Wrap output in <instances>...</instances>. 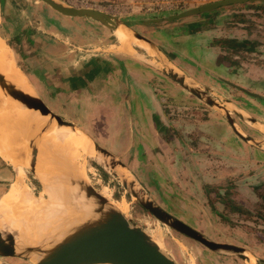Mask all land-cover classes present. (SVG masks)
Here are the masks:
<instances>
[{
  "label": "rangeland",
  "instance_id": "1",
  "mask_svg": "<svg viewBox=\"0 0 264 264\" xmlns=\"http://www.w3.org/2000/svg\"><path fill=\"white\" fill-rule=\"evenodd\" d=\"M32 1H37V4L43 5L38 2L39 0ZM124 1L107 0L102 3L103 8L101 11L123 20L127 24L138 22V24H134V26H137V28L135 27L137 32L141 36L150 38L163 56H166L167 51H174L175 49L178 52L184 51V54H187L186 50H188L194 56L192 58L194 61H190L195 65L200 64L203 70V74L198 72V74L193 73V76L190 75L194 84L189 81L188 83H191V88L196 90L198 94L209 97L218 105H223L227 109L226 113L229 115V119L226 118V113L223 110L197 99L188 91H181L178 86L177 90L173 89V86H170L171 88L166 87V91L161 94L166 116H174L177 121L183 122L180 125L181 127H184L185 117H188L197 127L203 124V127L208 129L207 148L204 147L203 150L199 145L200 140L196 134L182 137L181 140L182 148H185L187 144L192 151H196L193 155L199 160V163L202 157L203 160L206 158V164H204L205 162L200 163L203 164V169L198 167L199 163L197 161L188 162L189 159L183 155L186 175L181 179L183 183L177 184L172 181L173 177L169 168L160 166L162 162H159L156 157L159 155L158 151H153L151 158H147L145 153H141L144 159L148 161H142L144 166L132 168L128 171L123 165V170H120L118 166L112 169L110 161L114 159L113 156H111V159L108 158L107 163H104L100 156L92 155L87 148H80L79 150H84L91 156V158L88 156L89 158L85 159V178L98 192H101L102 187L108 188L110 200L113 203L124 199L128 205L126 216L147 234L159 233L162 252L176 264H253L254 262L263 264L261 261H264V208L256 194L257 192L253 191V189L248 192L245 187L246 183H252V186L264 183V134L258 130L264 125V117H262L264 115V103L245 97L242 93L233 90L232 87L225 86L221 80L230 83L239 82L246 88V91L264 96V90L251 86V79H238L237 77V72L248 74L247 71L250 69L257 72L261 71V74H263L264 60H260L253 55H243L236 59L233 55L234 48L242 50L244 44H246L247 49L249 48L251 44L245 43L246 40L248 42H258L257 49L259 50L262 47L260 51H264V2L232 5L201 16L190 17L172 23L162 22L155 25L145 21L157 17L163 19L169 15H176L188 9L222 0L179 1L176 4V9H171L161 14H145L136 10L127 13L128 10L126 8L118 9L117 14L112 11L111 7L105 6L115 7L114 5L116 4H124L126 2ZM15 2L17 3L15 4L16 9L14 12L17 15L24 13L23 15L30 18L32 12L35 14L38 11L37 6L31 5L32 2L25 0H16ZM23 15L20 16L22 17ZM23 17L25 18V16ZM201 19H204L205 23L202 25V29L195 31L202 32L203 36L199 34L198 36L194 35L192 39L176 40L184 30L182 23ZM29 20L32 21V19ZM209 37L210 39H208ZM0 38L14 53L16 52L15 47L13 48V45H11L12 38L10 39L6 21L0 24ZM214 41H219L221 44L213 43ZM220 46L225 49H220ZM206 48L210 49L211 55H214L212 59H205V55H202V52L207 53L205 51ZM216 49H220V52H216ZM236 61H240V64L244 66H239ZM15 62L21 68L19 64L22 62L20 57L15 55ZM217 62H219V65ZM260 62L263 66L260 65ZM160 66L162 71H165L168 63L166 62V65L162 64ZM207 73L214 74L217 78L213 79L207 76ZM161 74L160 79L168 81V76L164 75L163 72ZM259 79L260 76H258ZM181 95L188 96L187 100H184ZM225 99L237 100L240 104L231 101L230 104H223ZM0 100L3 99L0 98ZM241 100L244 101L241 102ZM169 105L172 106L171 110H175L174 113H169ZM202 109L205 112L201 111ZM242 109L246 112H242ZM233 111H240L242 117L235 115ZM188 114H191V116L189 117ZM204 114L208 115L207 123ZM250 119L258 120L262 126H259V128L257 126L256 128L250 123ZM9 122L11 123V120ZM231 122L234 123V128L242 135L243 140L236 137H234L235 142L227 140L226 131L232 133ZM2 131L7 134L10 132L8 130V120ZM166 134L168 135V133ZM60 138L70 146L77 145L74 140L69 143L62 136ZM223 138V143H225L224 154L216 151V141H221ZM73 148L78 149L76 147ZM114 161L120 163L119 160L114 159ZM138 164L142 165L140 162ZM172 167V170H175V165ZM205 169L207 173L204 175L206 177L204 175L202 177L201 172H204ZM114 173L118 174V176H114ZM125 175L131 176V178L129 176L126 177H129L128 180L134 181L137 189L141 190L145 197L157 204L166 213L181 220L192 229L202 228L203 230L201 231L194 230L207 240L243 249V255L249 260L245 262L243 258L230 252L211 251L198 242L159 223L138 205L131 197L129 191L124 189L121 179H126ZM217 177H219V182H216ZM7 178L8 173L0 167L1 195L10 185V181L8 182ZM196 181L203 184L199 183L198 188L195 186L192 189L191 184ZM23 182L32 195L38 198L41 187L26 170H24ZM184 184L188 186L187 189ZM13 185L14 183L10 185V190ZM260 192L264 193L263 189ZM22 240L24 241L25 239ZM3 262L6 264H26L18 260H5Z\"/></svg>",
  "mask_w": 264,
  "mask_h": 264
},
{
  "label": "crops",
  "instance_id": "2",
  "mask_svg": "<svg viewBox=\"0 0 264 264\" xmlns=\"http://www.w3.org/2000/svg\"><path fill=\"white\" fill-rule=\"evenodd\" d=\"M13 1L0 0V22L6 21L10 39L12 38L11 45L13 48L15 47L16 52L14 53L5 44L11 50L14 58L15 55L20 57L22 61L19 63L20 69L26 76L34 95L54 115L73 124L92 143L107 151L114 159L119 160L120 164L128 171L144 166L142 161H148L141 153H145L147 158H151V153L158 151L159 155L156 157L159 162H162L160 166L168 167L173 177L172 181L182 184L181 179L186 175V166L182 156L189 159L188 162L197 161L199 163V160L193 155L196 151H192L187 144L185 148L181 147L182 137L196 134L203 150L204 147L207 148L208 129L204 128L203 124L197 127L188 117H185L184 127L180 126L183 122L177 121L174 116L167 117L161 94L166 91V87L171 88L172 86L176 90L178 86L181 91H188L167 75L168 71H172L176 75L179 74L180 76H178L184 78L189 87L192 86V82L194 84L190 75L193 76V73L198 74V72L203 74L201 65L191 62L194 61L192 59L194 56L188 50H186L187 54H184V51L178 52L177 49L167 51L166 56H163L150 38L142 36L150 41L156 50L132 35V33L139 34L136 30L137 26H134L138 22L126 23L127 26L121 25L116 29H110L90 19L61 15L41 1L38 2L43 5L32 0L25 1L32 2L31 5L37 6L38 11L35 14L32 12L30 18L23 15L24 13L20 14L25 16L24 18L14 12L17 2L15 0L13 3ZM56 1L64 6L75 8L80 5V1L103 7L102 3L107 0ZM136 1L142 2V0ZM168 1L177 4V2L185 0ZM114 6L119 7L120 5ZM11 17L12 19H10ZM186 25L183 24L184 30L176 40L192 39L194 35L198 36L199 34L203 36L202 32H189L188 30L192 27ZM118 32L128 38L127 43L125 41L123 44L120 43ZM216 50V52H220V49ZM205 51L207 53L202 52L205 59H212L214 55H211L210 49L206 48ZM166 62L168 63L167 70L162 71L160 65H166ZM217 63L219 65V62ZM161 72L168 76V81L160 79ZM181 96L184 100L188 98L186 95ZM230 101L225 99L223 104H230ZM243 101L241 100V102ZM231 102L240 104L237 100ZM171 107L169 105V113H174L175 110H171ZM217 108L226 113L227 109L223 105H219ZM241 111L246 112L243 109ZM233 112L242 117L240 111ZM30 114L33 113L26 115ZM4 115L0 116V132H3L2 129L7 123V116ZM188 115L191 116V114ZM204 116L207 123L208 115L204 114ZM228 116L226 113L227 119H229ZM231 123L233 124V127L231 126L232 133L226 131L227 140L235 142L234 137L243 140L244 138H241L239 136L241 134L234 128V123ZM250 123L256 128L262 126L258 120L250 121ZM17 125L20 126L18 123ZM17 125L15 127L18 130L14 127L16 134L21 129L24 130L22 124L20 127ZM258 130L261 132L260 129ZM220 142L222 143L220 144ZM223 142L224 138L221 141H216V151L224 154L225 143ZM4 158L6 157L0 152V167L8 173L7 181H10L11 185L15 181L18 170L20 169L22 171L20 173L24 175V170L27 171V169L24 161L23 167L21 165L15 168L9 165ZM58 158L59 156L56 160ZM132 158L134 159L132 160ZM205 159L203 160L202 157L200 163L205 162L204 164H206ZM138 161L142 165H139ZM200 163L198 167L203 169V164ZM172 164L175 165V170H172ZM206 173V169L201 172L202 177ZM204 176L206 177V175ZM216 179L217 181L214 180L219 182V177ZM205 180L207 179L205 178ZM199 183L193 182L192 189L203 184ZM186 184L184 187L187 189ZM262 186L264 183L253 186L252 183H246L245 189L248 192L251 189L257 192L259 191L257 189ZM9 187L2 195L0 194V198L10 190ZM40 193H43L42 189ZM256 194L258 195V192ZM194 229L203 230L202 228ZM244 260L246 262L249 258Z\"/></svg>",
  "mask_w": 264,
  "mask_h": 264
},
{
  "label": "water",
  "instance_id": "3",
  "mask_svg": "<svg viewBox=\"0 0 264 264\" xmlns=\"http://www.w3.org/2000/svg\"><path fill=\"white\" fill-rule=\"evenodd\" d=\"M39 1L61 15L90 19L110 29H116L121 25L127 26L123 20L117 19L102 11L68 7L60 4L56 0ZM249 2L263 3L264 0H222L188 9L176 15H169L163 19L158 17L147 19L145 22L155 25L162 22L171 23L173 21L212 13L232 5H242ZM132 35L156 50L155 46L147 39L137 33H132ZM167 75L201 101H204L210 106L219 107V105L209 97H204L198 94L196 90L189 87L184 78L179 77L172 71H168ZM0 89L6 94L3 100H10L11 98L18 104H21L24 110L29 113L35 112L41 115L44 122L58 126L63 130H77L73 124L63 121L58 116L54 115L44 103L34 95L32 89L31 93L23 92L14 84L7 81L5 76L1 73ZM250 121L254 120L250 119ZM231 126L233 127L232 123ZM22 132V130L19 131L17 135L21 134L24 136ZM239 136L242 138V135ZM4 138L6 137H3V139ZM85 138L94 148L95 156H100L106 163L108 158L111 159V155L107 151L92 143L86 136ZM16 140L19 145V147L17 146L18 150L21 151L22 158L24 159L25 168L35 178L40 187H42L37 177L38 170L36 169L37 156L39 154L38 144H36L31 137H16ZM12 141H14V139ZM85 159H83L84 163ZM116 166H118L120 170L124 169L120 163L111 160L110 167L114 169ZM113 175L118 176L116 173ZM62 180L68 188L76 191L78 197H83L85 205H90V216L85 221L65 231L64 234L62 233L61 237L60 231H58L53 235V240L51 239L47 243H40L38 246H28L18 243L17 233L14 231H0V264H6L3 262L5 260H18L26 264H176L162 252L161 248L146 232L133 224L126 215L118 211L110 199L104 198L101 193L87 181L85 176L83 178H77L73 175L66 174L62 177ZM121 183L124 189L130 192L131 197L138 205L162 225L198 242L211 251H225L236 254L243 259L247 258L243 255V249L207 240L191 227H188L178 219L166 213L157 204L145 197L144 193L137 189L134 181H128L122 178ZM33 259L35 261H33ZM261 262L264 264V261ZM253 264L257 263L254 262Z\"/></svg>",
  "mask_w": 264,
  "mask_h": 264
},
{
  "label": "bare ground",
  "instance_id": "4",
  "mask_svg": "<svg viewBox=\"0 0 264 264\" xmlns=\"http://www.w3.org/2000/svg\"><path fill=\"white\" fill-rule=\"evenodd\" d=\"M118 35L121 44L124 41L127 43L128 38L123 37L121 32H118ZM0 73L18 89L25 93H31V86L26 76L16 64L11 50L1 38ZM4 95H6L5 92L0 89V98L3 99ZM2 113L7 116L6 120H8V130L10 132L8 134L0 132V152L7 158L4 159L9 165L15 168L21 165L23 167L24 160L21 151L16 150L19 147L16 137H31V139H34V142L38 144L39 153L36 165L37 177L41 182L43 193L35 198L24 185V175L20 173L22 171L19 169L13 188L0 200V231H14L17 233L18 243L38 246L40 243L53 240V235L58 231H60L61 237L62 233L64 234L65 231L85 221L90 216V205H85L83 197H78L75 190L68 188L62 177L70 174L77 178H83L85 176L83 159L88 156L91 158V156L84 150L79 149L87 148L92 155H95L94 148L80 131L63 130L58 126L48 124L43 121L41 115L35 112L26 115L29 112L11 98L10 100H0V116L3 115ZM9 120H11V123ZM17 123L20 126L22 124L24 127V130L20 128L24 136L15 133L14 127ZM15 128L18 130L17 127ZM260 131L264 134V126ZM60 136L69 143L74 140L77 145H71V147ZM2 137L6 138L3 139ZM13 139L14 141H12ZM57 156H59L58 160H56ZM129 177L131 178V176ZM128 178L126 177L127 180ZM100 193L104 198L110 199L108 188L102 187ZM113 204L118 211L126 215L128 205L124 199H120ZM148 235L160 247V234ZM22 239H25V242ZM33 261L35 260L33 259Z\"/></svg>",
  "mask_w": 264,
  "mask_h": 264
},
{
  "label": "flooded vegetation",
  "instance_id": "5",
  "mask_svg": "<svg viewBox=\"0 0 264 264\" xmlns=\"http://www.w3.org/2000/svg\"><path fill=\"white\" fill-rule=\"evenodd\" d=\"M174 22V21H173ZM192 21H190L191 23ZM196 22H199V24H195ZM167 23V22H166ZM172 23V22H171ZM189 21L187 22H184L182 24H187L186 26L188 27V24H190ZM194 24L191 25V29H189L188 31L193 33L195 30L197 29H200L202 27V25H204L205 23V20L204 19H201V20H197V21H193ZM190 26V25H189ZM186 27V29H187ZM156 29V28H155ZM187 33V32H186ZM193 35V34H192ZM213 43H216V44H221L219 41H214ZM245 43H247L249 45V48L247 49V47L245 46L246 44L243 45V48L242 50H238V48H234L233 50V55L236 59L240 58V56H243V55H253V56H256L258 57L260 60H264V51H260L262 47L259 48V50L257 49L259 43L258 42H253V41H245ZM242 47V46H241ZM220 49H225L223 48V46H220ZM262 57V58H261ZM237 64L239 66H244L243 64H240V61H236ZM260 65L263 66L260 62ZM263 74H261V71L257 72V71H254L253 69L251 70H248L247 73L248 74H245V73H238L237 72V77L238 79H251V86H254V87H258V88H261L262 90H264V69H263ZM208 74V73H207ZM236 74V73H235ZM207 76L215 79L217 78L216 75L214 74H208ZM258 76H260V79L258 80ZM221 82H223V84L227 87H232L233 90H236L240 93H242L243 95H245V97H248L249 99H252L256 102H260V103H264V96L263 95H257V93H253V92H249V91H246L245 87L242 86L241 83H235V82H227V81H223L221 80ZM258 82V83H256ZM170 215V214H169ZM173 217V216H172ZM175 218V217H174ZM177 219V218H176ZM179 220V219H178ZM181 221V220H179ZM182 222V221H181ZM183 223V222H182ZM185 224V223H184ZM187 225V224H185ZM188 226V225H187ZM190 227V226H188Z\"/></svg>",
  "mask_w": 264,
  "mask_h": 264
},
{
  "label": "built area",
  "instance_id": "6",
  "mask_svg": "<svg viewBox=\"0 0 264 264\" xmlns=\"http://www.w3.org/2000/svg\"><path fill=\"white\" fill-rule=\"evenodd\" d=\"M126 2L122 5H120L119 7H111L115 13L118 14L117 10L118 9H123L126 8L128 10L127 13H130L132 10H136L137 12H143L145 14H161L164 12H168L171 9H176L177 5L176 3H172L168 0H142V2L140 3V1H136V0H125ZM150 1V2H147ZM178 4V3H177ZM75 8H79V9H92V10H98L101 11V9L103 7H100L98 5H94V4H90L87 3L85 1H80V5L78 7ZM110 9V8H109ZM122 12H124V10H122Z\"/></svg>",
  "mask_w": 264,
  "mask_h": 264
},
{
  "label": "trees",
  "instance_id": "7",
  "mask_svg": "<svg viewBox=\"0 0 264 264\" xmlns=\"http://www.w3.org/2000/svg\"><path fill=\"white\" fill-rule=\"evenodd\" d=\"M199 24V22H196L195 24ZM192 24H194L193 22L192 23H190V24H188V25H190V27H191V25ZM261 189H263V191H264V186H262V187H259L257 190H259V191H257L258 192V197L260 198V200H261V202H262V204H263V208H264V193L263 192H260V190ZM261 218V217H260ZM262 219H263V217H262Z\"/></svg>",
  "mask_w": 264,
  "mask_h": 264
}]
</instances>
